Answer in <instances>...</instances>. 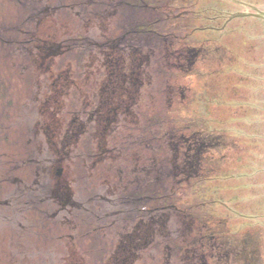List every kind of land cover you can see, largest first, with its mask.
I'll return each mask as SVG.
<instances>
[{
	"label": "flooded vegetation",
	"instance_id": "obj_1",
	"mask_svg": "<svg viewBox=\"0 0 264 264\" xmlns=\"http://www.w3.org/2000/svg\"><path fill=\"white\" fill-rule=\"evenodd\" d=\"M208 4L0 0V264H264L209 196L237 146Z\"/></svg>",
	"mask_w": 264,
	"mask_h": 264
},
{
	"label": "rangeland",
	"instance_id": "obj_2",
	"mask_svg": "<svg viewBox=\"0 0 264 264\" xmlns=\"http://www.w3.org/2000/svg\"><path fill=\"white\" fill-rule=\"evenodd\" d=\"M241 1L255 6L264 3V0ZM218 4H221L218 25L224 22V16L241 12L239 6L228 0H209L208 5L212 9ZM215 14L219 13L210 11L209 16ZM195 25L200 26L197 22ZM196 36L220 38L216 43L221 51L207 63H221V151L228 149L223 142L231 146L233 140L237 146H231L230 152L221 158L222 169L214 179L217 184H211L218 192L209 196L220 201L215 209L231 224L227 235L239 234L238 248L244 246L251 230L263 233L262 245H252L254 250L261 248V254L256 250L250 255L247 248L246 254L252 262H264V53L261 51L264 21L253 16L237 17L226 22L221 32L209 30L197 32ZM213 110L210 104L200 106L205 116H210ZM217 111L213 114L218 115ZM205 185L196 186L205 187L208 193L212 186ZM239 261L245 260L241 257Z\"/></svg>",
	"mask_w": 264,
	"mask_h": 264
},
{
	"label": "water",
	"instance_id": "obj_3",
	"mask_svg": "<svg viewBox=\"0 0 264 264\" xmlns=\"http://www.w3.org/2000/svg\"><path fill=\"white\" fill-rule=\"evenodd\" d=\"M231 1L234 3H237V4H240L241 2H243L241 0H231ZM247 5H249V4H247ZM249 6H253V7H251V10H252L251 12H240L238 14L231 15L230 19L237 18V17L253 16V17L260 18L264 21V3L257 5V6H255V5H249Z\"/></svg>",
	"mask_w": 264,
	"mask_h": 264
}]
</instances>
